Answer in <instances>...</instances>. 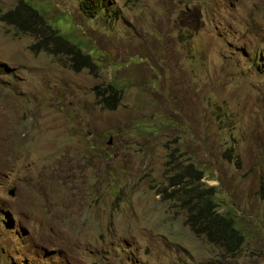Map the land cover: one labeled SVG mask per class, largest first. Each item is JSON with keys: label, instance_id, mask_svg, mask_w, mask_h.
I'll return each instance as SVG.
<instances>
[{"label": "rangeland", "instance_id": "374dc122", "mask_svg": "<svg viewBox=\"0 0 264 264\" xmlns=\"http://www.w3.org/2000/svg\"><path fill=\"white\" fill-rule=\"evenodd\" d=\"M19 2L96 67L0 20V264H264V0H0V17ZM190 164L238 253L171 199Z\"/></svg>", "mask_w": 264, "mask_h": 264}, {"label": "trees", "instance_id": "16d2710c", "mask_svg": "<svg viewBox=\"0 0 264 264\" xmlns=\"http://www.w3.org/2000/svg\"><path fill=\"white\" fill-rule=\"evenodd\" d=\"M102 1L82 0V4L85 9H94V6H100ZM101 10L105 12V8ZM94 15L95 11L91 17ZM0 20L12 25L20 32L38 36L39 39L31 47L35 52L44 51L56 56H67L71 66L77 71L95 69L96 65L91 54L84 51L83 47L70 39L68 35L62 34L39 8L29 3L19 2L15 8L3 14ZM106 92L109 94L106 95ZM100 95H103L100 102L111 109L116 108L120 101V92L113 85L105 87ZM202 178L203 172L194 164L186 166L172 178L170 186L175 189L171 199L173 194L181 196V205L187 209L188 213V225L197 236H205L211 244L222 247L228 254H236L244 244V235L231 217L218 210L215 199L216 189L201 186ZM261 194L264 197V185Z\"/></svg>", "mask_w": 264, "mask_h": 264}, {"label": "water", "instance_id": "95a60500", "mask_svg": "<svg viewBox=\"0 0 264 264\" xmlns=\"http://www.w3.org/2000/svg\"><path fill=\"white\" fill-rule=\"evenodd\" d=\"M10 195H14V190H12V191L10 192Z\"/></svg>", "mask_w": 264, "mask_h": 264}]
</instances>
